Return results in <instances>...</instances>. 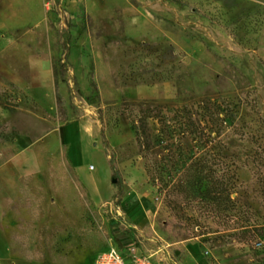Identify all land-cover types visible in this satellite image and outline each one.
Instances as JSON below:
<instances>
[{
	"label": "rangeland",
	"instance_id": "374dc122",
	"mask_svg": "<svg viewBox=\"0 0 264 264\" xmlns=\"http://www.w3.org/2000/svg\"><path fill=\"white\" fill-rule=\"evenodd\" d=\"M209 100L230 107L220 146L233 167L228 193L263 227L264 0H0V187L13 248L49 264H99L110 247L133 245L161 264H264V240L226 242L205 215L196 235H168L164 138L151 119L156 148L143 155L128 118V104L136 122L144 101L199 109ZM103 137L123 181L119 204Z\"/></svg>",
	"mask_w": 264,
	"mask_h": 264
},
{
	"label": "trees",
	"instance_id": "16d2710c",
	"mask_svg": "<svg viewBox=\"0 0 264 264\" xmlns=\"http://www.w3.org/2000/svg\"><path fill=\"white\" fill-rule=\"evenodd\" d=\"M62 36L65 59L59 65L61 76L70 67L68 57L72 42L70 30L64 31ZM55 95L62 121L67 122L64 98L57 87ZM87 99L88 102H95L91 96ZM128 105V118L140 139L143 155L153 154L156 148L151 119L158 122V136L164 138L160 146L158 174L165 195L168 235L178 241L190 234L196 235V230L200 228L196 222L205 215L219 226L216 232H227L223 236L226 242L263 241L264 226L252 223L245 217V209L228 193L234 185L233 167L227 162L220 146L226 145L223 137L230 123L229 105L225 101L209 100L202 103L199 109L188 105L168 109L154 101H144L136 122L133 120L135 109ZM187 137L194 144L188 150L183 146V140ZM104 151L111 168L112 181H116L114 186L117 187L119 204L122 201L123 181L106 138Z\"/></svg>",
	"mask_w": 264,
	"mask_h": 264
},
{
	"label": "crops",
	"instance_id": "0c3cea01",
	"mask_svg": "<svg viewBox=\"0 0 264 264\" xmlns=\"http://www.w3.org/2000/svg\"><path fill=\"white\" fill-rule=\"evenodd\" d=\"M151 90L154 92L153 88ZM22 154L23 153L16 154V158H20ZM16 167L21 173V169H19L18 164H16ZM102 182L105 190L101 195L99 194V197L104 200H108L112 197L111 195L113 194V185L109 182L108 175H106ZM5 194L6 190L0 187V264H49L33 260L35 257H33L32 251L30 248H27L26 245L22 249L13 248L12 235L9 230L10 228H7L8 217L4 214L5 211L8 212L11 199L7 198Z\"/></svg>",
	"mask_w": 264,
	"mask_h": 264
},
{
	"label": "built area",
	"instance_id": "2783aa9c",
	"mask_svg": "<svg viewBox=\"0 0 264 264\" xmlns=\"http://www.w3.org/2000/svg\"><path fill=\"white\" fill-rule=\"evenodd\" d=\"M93 168V166H91ZM39 234L43 231L38 229ZM33 232V229L30 230ZM99 264H161L160 261L153 259L151 255L142 254L138 247L133 245L128 254H124L122 250L117 247H110L108 250L103 252L99 257Z\"/></svg>",
	"mask_w": 264,
	"mask_h": 264
},
{
	"label": "bare ground",
	"instance_id": "6f19581e",
	"mask_svg": "<svg viewBox=\"0 0 264 264\" xmlns=\"http://www.w3.org/2000/svg\"><path fill=\"white\" fill-rule=\"evenodd\" d=\"M92 166H93V168H92L93 170H96V171L98 170V172H97V174H98V175H97V178H98V182H100V178H101V177H100V176H101V170H100V169H101V167L99 166V167L97 168L95 165H92Z\"/></svg>",
	"mask_w": 264,
	"mask_h": 264
},
{
	"label": "water",
	"instance_id": "95a60500",
	"mask_svg": "<svg viewBox=\"0 0 264 264\" xmlns=\"http://www.w3.org/2000/svg\"><path fill=\"white\" fill-rule=\"evenodd\" d=\"M116 181H114V183H115Z\"/></svg>",
	"mask_w": 264,
	"mask_h": 264
}]
</instances>
